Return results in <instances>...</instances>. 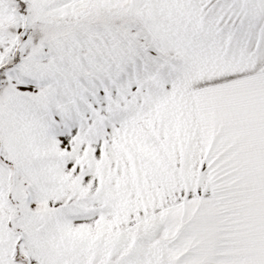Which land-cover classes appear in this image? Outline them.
I'll list each match as a JSON object with an SVG mask.
<instances>
[{"label":"snow or ice","instance_id":"snow-or-ice-1","mask_svg":"<svg viewBox=\"0 0 264 264\" xmlns=\"http://www.w3.org/2000/svg\"><path fill=\"white\" fill-rule=\"evenodd\" d=\"M0 264H264V0H0Z\"/></svg>","mask_w":264,"mask_h":264}]
</instances>
